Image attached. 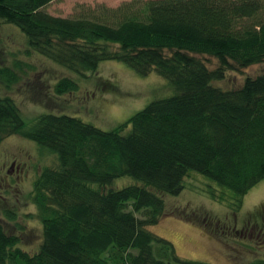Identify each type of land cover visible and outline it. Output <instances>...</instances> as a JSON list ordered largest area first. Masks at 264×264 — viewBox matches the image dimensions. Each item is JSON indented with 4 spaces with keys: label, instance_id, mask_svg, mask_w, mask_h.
I'll return each instance as SVG.
<instances>
[{
    "label": "trees",
    "instance_id": "trees-1",
    "mask_svg": "<svg viewBox=\"0 0 264 264\" xmlns=\"http://www.w3.org/2000/svg\"><path fill=\"white\" fill-rule=\"evenodd\" d=\"M53 1L0 0V22L16 26L31 51L72 73L118 61L142 77L155 71L175 93L108 131L53 113L28 127L15 100L0 98V144L20 136L57 157L30 195L36 212L27 217L41 224L40 245L21 249L0 223V264H206L181 258L148 227L159 223L165 197L178 196L191 174L205 178L212 199L235 211L264 180V73L237 89L212 85L264 63V0H133L76 19L43 11ZM201 55L219 67L210 70ZM0 80L21 79L0 67ZM77 88L64 78L53 91L62 96ZM124 178L134 183L115 188Z\"/></svg>",
    "mask_w": 264,
    "mask_h": 264
},
{
    "label": "rangeland",
    "instance_id": "rangeland-1",
    "mask_svg": "<svg viewBox=\"0 0 264 264\" xmlns=\"http://www.w3.org/2000/svg\"><path fill=\"white\" fill-rule=\"evenodd\" d=\"M131 1L56 0L43 11L76 19L97 14L102 7L117 8ZM198 58L210 70L219 67L214 57L201 55ZM0 67L10 68L21 79L12 85L0 80V98L15 100L28 127L39 116L53 113L76 117L102 130H113L152 101L175 93L168 80L155 71L142 77L118 61L101 63L95 73H72L31 51L27 37L6 22H0ZM263 73L264 63L230 71L223 81H214L212 85L237 89L247 78ZM64 78L73 79L78 88L58 96L53 87ZM12 163L20 169L11 168ZM56 164L57 157L50 154L49 149L23 137L11 136L0 144V223L8 234L20 239L19 247L25 251L34 252L41 243L40 222L27 217L36 212L30 199L34 182L45 167ZM133 180H118L114 187L123 188L133 184ZM208 186L209 182L202 176H188L178 196L165 197V214L148 230L170 241L183 259L206 264H248L264 259V180L244 197L239 211L229 203L212 199ZM7 213L17 214L18 219L10 221ZM243 229L246 230L242 232Z\"/></svg>",
    "mask_w": 264,
    "mask_h": 264
},
{
    "label": "flooded vegetation",
    "instance_id": "flooded-vegetation-1",
    "mask_svg": "<svg viewBox=\"0 0 264 264\" xmlns=\"http://www.w3.org/2000/svg\"><path fill=\"white\" fill-rule=\"evenodd\" d=\"M16 167H17V164H16V163H12L11 168H13V169L15 168V169H16ZM19 169H20V168H19V166H18V167H17V170H19ZM10 172H11V171H9V173H10ZM255 226H257V225H255ZM245 230H246V229H243L242 232L245 231ZM251 231H252V230H251Z\"/></svg>",
    "mask_w": 264,
    "mask_h": 264
}]
</instances>
